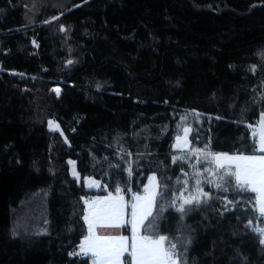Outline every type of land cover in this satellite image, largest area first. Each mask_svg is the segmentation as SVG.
Returning a JSON list of instances; mask_svg holds the SVG:
<instances>
[{
    "label": "trees",
    "instance_id": "obj_1",
    "mask_svg": "<svg viewBox=\"0 0 264 264\" xmlns=\"http://www.w3.org/2000/svg\"><path fill=\"white\" fill-rule=\"evenodd\" d=\"M53 16L59 21L43 23ZM262 48L264 0H0V264H90L69 255L87 234L82 198L114 193L117 183L129 197L131 184L143 191L155 173L168 186L159 209L195 164L171 161L180 117L193 109L202 114L191 126L193 147L254 153L247 124L264 111V102L253 103L264 92V67L250 66L264 64ZM68 59L76 63L66 67ZM49 119L63 135L48 129ZM121 148L137 162L130 178ZM87 176L100 186L86 187ZM225 186L205 182L211 207L182 222L168 209L158 231L190 229L189 264H264L255 194ZM224 196L238 203L221 215Z\"/></svg>",
    "mask_w": 264,
    "mask_h": 264
},
{
    "label": "snow or ice",
    "instance_id": "obj_2",
    "mask_svg": "<svg viewBox=\"0 0 264 264\" xmlns=\"http://www.w3.org/2000/svg\"><path fill=\"white\" fill-rule=\"evenodd\" d=\"M27 7V5H25ZM36 3H33L32 9H36ZM64 15L63 12L60 14ZM59 16H53L50 20L43 21L44 24H51L53 21H59ZM31 22V21H30ZM60 32H67L68 29L60 24L58 25ZM32 43L36 44L33 39ZM262 60H264V50L259 53ZM76 61L68 59L65 62L66 67L74 65ZM258 67L262 65L250 66V71L255 72ZM0 70H3L0 68ZM44 71H47L44 69ZM13 75H22L20 73H13ZM36 77H32L35 79ZM101 85L97 84V88ZM52 91L59 96L61 93L60 87H55ZM264 102V92L261 93L259 100H253V103ZM242 110V114L246 112ZM201 113L197 110H191L190 114L186 113L180 117L179 130L182 134L175 137L174 149L179 150L180 155H172L171 161L175 164L177 161H185L186 158L190 161L192 157H196V164L192 165L191 174L185 172L184 179L177 183L181 185L180 188L172 191L171 198L159 205L158 198L162 199V187L167 189V184L161 185L155 173L148 177V183L144 185L143 192H132L131 200L125 198V189L119 186L115 187V191L108 192L106 196L82 198L83 204L86 206L83 212V221L87 224V235L83 236L79 244V253L71 252L69 255H85L90 256L92 264H126L125 254H127V264H189L188 252L192 245V236L189 233L185 234L181 229H177L179 235L169 236L161 234L158 231L159 221L162 213L173 209L180 214L181 222L185 217L189 216L195 209L202 207H211V202L214 197L211 192L205 191L203 184L213 186L217 190L228 192L230 189L225 185L231 186L237 194L240 192L250 191L255 194L254 209L258 212L260 217H264V111L259 113V119L255 124L248 123L247 128L251 131L254 144L252 145L254 153L246 155L239 150L235 154L228 152H212L208 145L204 148L193 147V142L190 140V134L193 128L190 126L189 117L192 120H199ZM208 120L213 117L206 116ZM219 120L221 117H215ZM47 127L53 131L63 132L60 124L50 119L47 121ZM75 132L76 129H71ZM64 142L69 144L67 136L63 137ZM119 144V139H117ZM123 153L121 160L127 165L126 171L128 177L132 175V165L137 163L131 159L125 160L124 157H131L132 153L126 149H120ZM138 156H143V153H137ZM107 160V157L103 158ZM93 160L96 158L93 156ZM201 160L207 162L209 167L201 171L197 165ZM75 161H69V164L75 166ZM109 170L120 169V165H108ZM108 173H106L107 175ZM72 175L75 178L79 177L78 171L73 167ZM194 181L190 186L189 177ZM171 180V178H166ZM88 187H99L100 181L93 177H88ZM105 187H107L105 185ZM131 191V189H127ZM171 191V190H169ZM223 207L220 210H215L218 214L223 215L224 212L234 210L236 203L228 200L224 196L221 201ZM151 218V219H150ZM239 219V217L237 218ZM147 226H146V223ZM125 225H129L131 235H101L98 229L111 228L120 229ZM247 226L252 227L253 221L248 220ZM71 230V229H70ZM253 231L260 236L259 243L264 245V227H253ZM20 233L12 230V236L15 238ZM243 261L247 257H242Z\"/></svg>",
    "mask_w": 264,
    "mask_h": 264
},
{
    "label": "rangeland",
    "instance_id": "obj_3",
    "mask_svg": "<svg viewBox=\"0 0 264 264\" xmlns=\"http://www.w3.org/2000/svg\"><path fill=\"white\" fill-rule=\"evenodd\" d=\"M261 50H264V48H262ZM261 50L259 51V53L261 52ZM188 113V112H187ZM186 114V113H185ZM185 114H183V116L185 115ZM190 114V113H189ZM50 120V119H49ZM189 120H190V126H192L193 125V123H194V121H196V122H199V120H201V118L199 119V120H192L191 119V117H189ZM59 124H60V128H61V130H62V132H63V134H64V129H63V127L61 126V123L59 122V121H57ZM180 123H181V121H180ZM180 123H179V125H180ZM53 131V130H52ZM55 132H60V131H55ZM61 133V132H60ZM179 134H182L181 132L179 133ZM190 138V137H189ZM175 144V140H174V143H173V145ZM173 150H174V152H175V155H180V152H179V150H176V149H174L173 148ZM229 153V152H228ZM229 154H235V153H229ZM71 161H75V160H73V159H70ZM76 162V161H75ZM194 163L196 164V157H195V161H194ZM73 167H75V170L76 171H78V168H77V163H75V166H73L72 164H70V170H71V175H72V171H73ZM79 173V172H78ZM152 175V174H151ZM150 175V176H151ZM73 176V175H72ZM149 176V177H150ZM157 176V175H156ZM80 177V176H79ZM78 177V179H80ZM88 177H92V176H87L85 179H84V184H85V186L86 187H88V183H87V180H88ZM95 179V178H94ZM147 183H148V181H147ZM146 183V184H147ZM145 184V185H146ZM209 185V184H208ZM209 186H211V185H209ZM89 188V187H88ZM92 188H98V187H92ZM137 192H143V191H137ZM132 196V195H131ZM92 198V197H91ZM127 200H131V197H125ZM146 223V222H145ZM126 234L130 237V235H131V229H130V226L128 225V232H126ZM125 259H126V264H127V259H128V257H127V254H125Z\"/></svg>",
    "mask_w": 264,
    "mask_h": 264
},
{
    "label": "crops",
    "instance_id": "obj_4",
    "mask_svg": "<svg viewBox=\"0 0 264 264\" xmlns=\"http://www.w3.org/2000/svg\"><path fill=\"white\" fill-rule=\"evenodd\" d=\"M244 154L252 155V154H255V153H244ZM104 196H106V195H104ZM100 197H103V196H100ZM262 227H264V226H262ZM97 231L101 235H125V236H128L126 234V232H128V225H125L124 227H122L120 229H111V228L105 229V228H101V229H98ZM77 253H79V248L77 249ZM79 256L87 257L89 259V261H90V264H92L90 256H85V255H79Z\"/></svg>",
    "mask_w": 264,
    "mask_h": 264
},
{
    "label": "built area",
    "instance_id": "obj_5",
    "mask_svg": "<svg viewBox=\"0 0 264 264\" xmlns=\"http://www.w3.org/2000/svg\"><path fill=\"white\" fill-rule=\"evenodd\" d=\"M129 189H131V191H129V194H130L129 197H131L132 192H135L134 189H133V187H132V184L130 185Z\"/></svg>",
    "mask_w": 264,
    "mask_h": 264
}]
</instances>
